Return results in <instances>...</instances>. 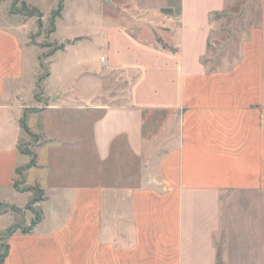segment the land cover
<instances>
[{"label": "crops", "instance_id": "obj_1", "mask_svg": "<svg viewBox=\"0 0 264 264\" xmlns=\"http://www.w3.org/2000/svg\"><path fill=\"white\" fill-rule=\"evenodd\" d=\"M21 1L48 21L44 0ZM60 2L55 25L69 8L57 0V9ZM127 3L138 25L160 23L165 35L141 41L114 27L122 46L104 39L95 71L88 58L67 65L72 91L47 96L50 105L40 110L43 83L26 50L40 59L24 38L35 17L9 14L0 4V191L21 196L15 186L23 177L42 195H32L39 220L12 217L0 228L7 248L1 264H264V0L239 58L223 69L214 64L212 39L229 0ZM164 10L166 21L154 16ZM86 39L72 37L60 52ZM46 77L44 83L51 73ZM121 78L129 87L123 95ZM44 111L60 113L61 124L91 117V158L79 135L48 132ZM24 119L40 140L29 170ZM32 222L30 233L9 232Z\"/></svg>", "mask_w": 264, "mask_h": 264}, {"label": "rangeland", "instance_id": "obj_2", "mask_svg": "<svg viewBox=\"0 0 264 264\" xmlns=\"http://www.w3.org/2000/svg\"><path fill=\"white\" fill-rule=\"evenodd\" d=\"M110 1L118 4V7H112L109 4L104 3V8H100V6L97 7L92 4L89 5L86 2H81V0L78 2L68 0L69 8L64 16V21H60L56 25L53 23V17L50 19V13L52 10L57 11V0H44L41 4V8L47 15L48 21L46 23H44V21L40 22L38 14H34L35 19L31 21L32 26L30 25V27H28L24 38H28V43L35 47V51L39 55L40 59V62H38L36 56L34 57V53H29L26 50L25 56L27 62L37 65L40 73V81L42 80L43 83L40 85V89L37 90L36 96L38 102H40L39 110L48 107L50 105V99L53 100L55 95H59L60 93H69V91H72V78L66 74L67 65L70 66L71 64L79 61L81 58H88L90 61V70L93 69L95 71L96 68H98V63H100V57L104 55L103 49L101 48L104 39H107L113 45H119L118 47L122 46L120 39L118 38L119 34L113 30L114 27H120L123 25L126 31L133 32L136 37L137 35L143 36L144 38L141 41L148 40L150 36H153V32H155L157 37L165 35L164 32L166 30L160 27V23L146 24L155 27L150 29H148V27L138 25L139 15H134L130 12V6H127L128 0ZM229 1L230 5L226 11L221 15H218L220 18L215 25V33L218 34V37L212 39V42L215 43L216 51V55H213L215 57L214 64H218L222 69L230 67L239 58L242 41L246 38L249 29L256 25L259 12L258 0ZM2 2H4L2 8L4 10L8 9L9 14H20L27 19L33 18L31 15L32 10L28 6L24 7L21 0H0V4ZM154 16H159V18L166 21L171 15L169 10H164L158 14H154ZM125 19H127V22H124ZM55 26L57 30L56 33L53 34ZM34 28L36 29L34 30ZM79 36H87L92 39H86L85 41L77 44L76 47L69 48L66 52H60L61 50L55 52L57 47L66 45V42L71 40L72 37ZM159 43L162 44L160 41ZM111 52L112 49L110 53L108 51V55L113 57V54L115 55L116 53ZM51 54H53V56L55 55L52 59H50L52 57ZM221 55L223 57L222 59H220ZM114 57H118V55ZM224 60L227 62H224ZM49 73H51V78L47 81V83H44L43 81L47 79L46 76ZM128 88V82L125 81L124 78H121V94H127ZM47 96L50 97V99H46ZM40 121L41 125H43L48 132L52 128L57 130L60 135H63L62 137L79 135L84 141L86 148L85 152L88 151L89 157L91 158V117L86 118L83 116V118L78 120L77 123L61 124L60 122L63 121H61L60 113L44 111ZM28 140L29 142L21 144V151L25 154H29L33 160L35 158V148L40 140L39 137L29 134ZM126 164L132 165L131 162H126ZM131 170L132 173H134L133 171L135 168H131ZM128 173L129 172L124 168L122 174L126 175ZM21 175L23 174H20V176ZM2 182H4V179ZM16 186L18 190L22 191L21 196H14L13 191H0V215H4L8 212L11 216V218L8 216L0 218V228L7 223L10 225L13 218L24 219L26 215H33V220L40 219V210H34L32 208L34 202L32 195L35 194V197L42 200V195L39 192V189L28 188L23 183V177H19L18 182H16ZM29 191H31V194L27 193ZM12 200L14 202H10ZM28 201H30L31 204L25 209H22ZM19 228L20 231H22L30 229L31 226L28 228L20 226ZM0 251L2 254L7 251L4 241L0 245Z\"/></svg>", "mask_w": 264, "mask_h": 264}, {"label": "trees", "instance_id": "obj_3", "mask_svg": "<svg viewBox=\"0 0 264 264\" xmlns=\"http://www.w3.org/2000/svg\"><path fill=\"white\" fill-rule=\"evenodd\" d=\"M18 1H20V0H18ZM23 6L26 7L27 5L25 3H23ZM63 8H64V3L60 2L57 11L55 13H53V15H52L53 23H55V21L61 16V12L63 11ZM30 9L32 10V14H31L32 17H34V14H38L39 21L41 22L42 21L41 19L43 17L42 14L37 9H34V8H30ZM159 41L162 42V40H159ZM63 49H64V45L59 46L56 48L55 52L63 50ZM51 55H53V54H51ZM40 83H42V80L40 81ZM21 124H22L23 129L27 132V134L32 135L30 133L28 126H27V119H24ZM25 155L29 156V154H25ZM34 167H36V158H34L31 161V163L27 166V168L25 170H29V169H32ZM18 174H19V172H18ZM15 188L17 189V186H15ZM36 224H37V222H33L30 229L22 230L21 232L25 233V234L30 233ZM17 229L20 230V228L18 227V228H14V229L10 230L9 232L14 233L15 231H17ZM6 254H7V251L4 254H2L0 252V264L2 263V260L6 256Z\"/></svg>", "mask_w": 264, "mask_h": 264}]
</instances>
